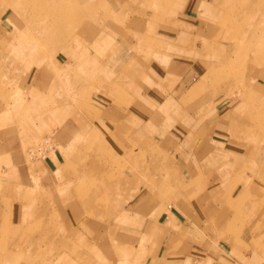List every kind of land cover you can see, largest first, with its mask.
Here are the masks:
<instances>
[{
    "label": "crops",
    "instance_id": "crops-1",
    "mask_svg": "<svg viewBox=\"0 0 264 264\" xmlns=\"http://www.w3.org/2000/svg\"><path fill=\"white\" fill-rule=\"evenodd\" d=\"M130 1L134 6L138 0ZM238 1L242 0H176L174 9L180 14L175 15L184 19L180 24L141 15V19L129 18L137 22L128 29L114 22L121 17L109 16V24L105 21L99 33L102 37L89 43L80 64L91 74L90 62L100 60L116 35L126 37L133 30L137 39L124 67L135 73L128 74L126 97L112 99L98 92L95 104L81 107L90 111L60 101L49 109L45 94H34L32 82V102L45 109L42 127L56 133L58 142L48 160L32 164L42 188L39 193H32L33 186L29 189V169L21 165L27 156L8 144L18 132L11 111L0 110V135L8 142L5 148L12 150L6 163L11 166L0 169V216L25 224L44 213L43 203L56 197L59 217L54 213L53 219L61 225L59 230L67 237L76 234L86 239L90 224L77 214L81 204L93 201L96 212L112 215L100 225L104 229L93 246L94 264H264V220L257 222L264 213V139L257 135L253 139L242 130L243 124L231 123L240 115L219 111L222 99L194 102L211 76L209 53L201 50L213 48L207 42L217 40L220 32L214 25L230 9L237 10ZM114 3L108 13L121 16ZM262 75L256 78L264 83ZM211 102L213 111L208 108ZM261 134L264 138V130ZM111 169L119 172L114 180ZM99 184L104 185L105 198ZM206 184L202 198L212 203L194 206L192 202L200 200L193 198L192 187ZM214 190L220 194L221 207L214 203ZM131 191L136 197H129ZM55 230L51 224V241L57 240ZM218 236L225 244H216ZM63 256L52 264H83L89 259L83 254L81 260ZM132 256L135 260L130 262L122 259Z\"/></svg>",
    "mask_w": 264,
    "mask_h": 264
},
{
    "label": "rangeland",
    "instance_id": "rangeland-1",
    "mask_svg": "<svg viewBox=\"0 0 264 264\" xmlns=\"http://www.w3.org/2000/svg\"><path fill=\"white\" fill-rule=\"evenodd\" d=\"M112 1L0 0V110L8 113L11 111L13 121L18 127L14 137L8 139L12 142L8 143L4 136L0 135V169L11 166L9 163L12 157L9 151L12 150L5 148L8 143L9 146L17 149L15 151L27 156L21 165L26 169L25 171L29 169L26 177L29 189L33 186V194L39 193L42 188L32 170V164L42 159L48 160L51 153L57 149L58 142L55 138L56 133L42 127L45 109L39 108L35 102H32L34 98L30 86L32 82L35 84L34 94H45L43 97L46 98L47 103L49 102V109L57 107L60 101L67 106L69 104L77 106L78 110L90 111L88 108H83L88 104L96 103L95 95L98 92L109 95L112 99L114 96L120 99V95L125 96L128 90L129 75L135 73V71L129 72L131 69L129 66L124 67L126 57L129 58V50L137 39L132 28H130L132 34L128 35L129 33L126 32L127 35L124 34L126 37L117 33L118 35L113 39L114 43L104 49L106 52L100 54L102 56L100 60H96L95 63L90 62L88 66L91 74H86V70L80 64L89 43L93 39L102 37L99 33L103 28L105 29L103 25L108 17L112 15L121 17L118 23L114 22L121 28L126 25L128 29L137 22L129 18L141 19V15L156 22H173V24L176 20L179 22L177 24L184 20L183 17L177 18L175 15L178 13L173 5L176 0H138L134 6L130 0H114L117 4L115 11L119 9L121 16L108 13ZM104 3L107 6L106 10ZM158 3H167V6H153ZM238 4L237 10L230 9L231 11H227L219 24L214 25L217 26L216 31L220 32L217 33V40L207 42L209 45L214 44L213 48L206 49L205 46L201 50L209 53L211 62L207 67L211 68L209 72L211 76L202 84L194 102L200 100L207 102L210 99L218 102L222 99L218 102V110L233 117L244 116L243 120L239 117V120H233L231 123L240 124V127L243 124V131L251 133L253 139L263 141L261 132L264 130V83H261L256 76L258 74L264 76V0H242L238 1ZM7 31L11 33L9 36L3 33ZM193 33L192 30L191 34ZM94 52L93 50L92 53L95 54ZM252 84L253 88H251ZM74 95L77 98L75 101L71 99ZM11 106L13 109L10 108ZM214 106L215 103L211 102L208 108L213 111ZM216 112L217 110L214 116H217L218 112L217 114ZM0 119L1 122L2 116ZM152 160L153 158L149 161ZM110 171L109 176L114 180L115 173L119 174V172H114L115 170L112 169ZM99 186L104 187L102 184ZM207 187L208 184L192 187L193 198L200 200L192 202L194 206L212 203L202 198ZM100 190L104 194L102 187ZM138 191L137 189V193ZM50 193L53 192L49 191ZM43 194L48 195L45 192ZM128 195L136 197L137 194L136 191H131ZM214 196L216 207H221L223 202L217 190H214ZM37 198L39 199V195ZM44 200L43 197L41 201ZM44 203V213L41 210L40 216L25 224L18 223L16 219L0 216V264H52L56 259L64 257V254L68 256L71 254L73 258L77 257L76 260H81L79 256L83 254L89 257L88 262L84 259L83 264H94L91 260L95 257L93 246L101 240L104 229L100 228V225L105 224L112 215L96 212L97 205H92L93 201H90L92 204L86 203V206L81 204L82 208L77 215L90 224V228L85 230L88 238L76 234L67 237L59 230L61 225L56 224L53 219L54 213L57 215L56 212L60 207L57 198L54 197L53 201ZM231 205L236 206L234 203ZM2 206L4 209L8 208L5 204ZM26 216L27 214L24 215ZM263 220L264 213L257 222ZM51 224L56 229L55 241H51ZM240 224L246 223L242 221ZM96 225L97 228L94 227ZM217 239V245L225 244L224 239L219 236ZM52 248L56 250L55 254H52ZM76 251L78 253H74ZM201 251L205 255V249ZM133 258L134 256L130 260L122 257L126 262L135 260Z\"/></svg>",
    "mask_w": 264,
    "mask_h": 264
},
{
    "label": "bare ground",
    "instance_id": "bare-ground-1",
    "mask_svg": "<svg viewBox=\"0 0 264 264\" xmlns=\"http://www.w3.org/2000/svg\"><path fill=\"white\" fill-rule=\"evenodd\" d=\"M241 106V105H240ZM245 106V105H244ZM242 109V108H241ZM257 113H259V112H257ZM260 114V113H259Z\"/></svg>",
    "mask_w": 264,
    "mask_h": 264
}]
</instances>
